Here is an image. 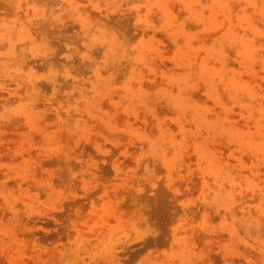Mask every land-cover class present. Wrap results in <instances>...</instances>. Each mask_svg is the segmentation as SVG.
Returning <instances> with one entry per match:
<instances>
[{
  "label": "rangeland",
  "instance_id": "374dc122",
  "mask_svg": "<svg viewBox=\"0 0 264 264\" xmlns=\"http://www.w3.org/2000/svg\"><path fill=\"white\" fill-rule=\"evenodd\" d=\"M0 264H264V0H0Z\"/></svg>",
  "mask_w": 264,
  "mask_h": 264
}]
</instances>
